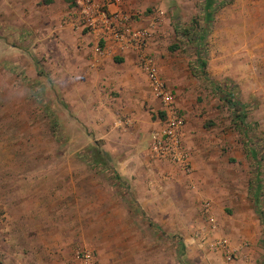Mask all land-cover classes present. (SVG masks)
<instances>
[{
    "label": "rangeland",
    "instance_id": "1",
    "mask_svg": "<svg viewBox=\"0 0 264 264\" xmlns=\"http://www.w3.org/2000/svg\"><path fill=\"white\" fill-rule=\"evenodd\" d=\"M70 2L0 0V264H78L80 249L99 264H264V0H216L210 18L206 0L117 3L135 26L153 28L147 53L170 77L195 151L213 163L214 197L202 199L214 206L215 233L205 217L176 232L149 222L85 123L95 110L65 102L70 52L88 35L63 24ZM61 10L58 23L49 17ZM199 63L210 80L228 82L230 96L200 76ZM224 97L247 106L259 173ZM114 191L118 200L103 194ZM218 240L230 259L210 247Z\"/></svg>",
    "mask_w": 264,
    "mask_h": 264
},
{
    "label": "crops",
    "instance_id": "2",
    "mask_svg": "<svg viewBox=\"0 0 264 264\" xmlns=\"http://www.w3.org/2000/svg\"><path fill=\"white\" fill-rule=\"evenodd\" d=\"M109 8L119 9L117 4ZM63 13L56 11L49 17L58 23ZM77 42L80 48L77 52L72 49L69 56L71 60L76 58L75 64L63 73L65 102L81 111L95 110L94 118L86 114L83 118L86 124L95 127L102 156L120 183L126 186V196L132 198L149 222L172 224L173 228L168 227L171 232L180 231L182 223L192 218L205 217L211 226L208 216L215 220L214 206L202 197H214L215 169L210 159H204L205 154L198 155L195 151L189 126L185 122L183 130L185 145L192 153V172L185 175L176 167L156 161L150 154L149 147L159 129L158 102L147 86L146 77L137 68L135 52L109 40L99 51L95 38L89 34L81 36ZM154 62L176 96L166 70L162 64ZM177 105L180 108L178 100ZM116 193L103 194L118 200ZM200 199L203 203L197 204ZM207 203L208 210L205 209ZM215 229L216 225L211 232L215 233Z\"/></svg>",
    "mask_w": 264,
    "mask_h": 264
},
{
    "label": "built area",
    "instance_id": "3",
    "mask_svg": "<svg viewBox=\"0 0 264 264\" xmlns=\"http://www.w3.org/2000/svg\"><path fill=\"white\" fill-rule=\"evenodd\" d=\"M119 0H71V10L66 14L63 24L73 31L86 30L97 43L113 41L121 48L133 50L136 54V65L146 77L147 86L158 102L159 129L149 147L153 159L176 167L185 175L191 170L190 151L184 142L185 118L177 105L176 96L164 79L159 67L147 53V45L153 28L137 27L131 15L121 9L111 10V4ZM205 209H209L208 203ZM209 217L213 227L214 221ZM210 247L224 250L228 259L232 254L226 240L214 241ZM78 264H99L91 250L80 249L75 254Z\"/></svg>",
    "mask_w": 264,
    "mask_h": 264
},
{
    "label": "trees",
    "instance_id": "4",
    "mask_svg": "<svg viewBox=\"0 0 264 264\" xmlns=\"http://www.w3.org/2000/svg\"><path fill=\"white\" fill-rule=\"evenodd\" d=\"M71 1V0H70ZM216 0H206L205 2V11L207 12L206 14V17L207 18H210V7L212 6H215L214 5V2ZM71 3V2H70ZM175 33H176V36H179V30L177 28H175ZM204 33L203 34H200V44L205 42V39H204ZM172 50L175 49L174 45L170 48ZM197 53V56L199 57L200 54H201V49H197L196 51ZM199 73H200V76L203 77L204 80H206L212 87L214 90H216V92L218 94H223V96H230L229 93H226L225 91H223L222 87H225V88H229L230 85L228 84L227 81H222L220 82L219 84L216 83L215 81H212L208 78V76L206 75V72H205V65L204 63H199ZM230 90H233L232 88H230ZM230 99H227L226 97H224L222 100L228 104V108L230 110V112L234 115V117L237 118V121H238V124L240 126V128L243 129V135L246 136V140L244 141L245 143V147L247 148L248 150V154H250L251 158L253 159V161L255 162V167H256V170H257V173L260 172V165H259V162L257 161V155L256 153L252 152L251 151V147H250V143H249V138L247 137V133H248V130H249V127L247 124L244 123V119H245V116L247 114V106L242 104L241 102L237 101V100H232L231 97H229ZM259 195H260V189L259 188H256L254 190V194H253V198L254 200L256 201V204L255 206H257V201H258V198H259ZM264 216V213H259L258 214V219L261 220V217L263 218ZM178 244H180V247H184V245H182V241L180 239H178ZM262 247H263V260H264V238L262 240Z\"/></svg>",
    "mask_w": 264,
    "mask_h": 264
}]
</instances>
